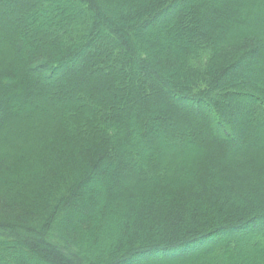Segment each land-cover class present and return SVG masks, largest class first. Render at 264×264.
I'll use <instances>...</instances> for the list:
<instances>
[{
    "label": "trees",
    "instance_id": "obj_1",
    "mask_svg": "<svg viewBox=\"0 0 264 264\" xmlns=\"http://www.w3.org/2000/svg\"><path fill=\"white\" fill-rule=\"evenodd\" d=\"M216 1L0 0V264H264V0Z\"/></svg>",
    "mask_w": 264,
    "mask_h": 264
},
{
    "label": "rangeland",
    "instance_id": "obj_2",
    "mask_svg": "<svg viewBox=\"0 0 264 264\" xmlns=\"http://www.w3.org/2000/svg\"><path fill=\"white\" fill-rule=\"evenodd\" d=\"M219 2H220V0L218 1H216V3L215 4H213L212 6H210V8H209V11H212L213 12V10H214V8H216L218 5H219ZM15 9H18V7H15V6H13ZM12 7V8H13ZM218 8V7H217ZM5 10H7V9H5V8H0V14H1V16L3 17V19H7L8 17H9V15H11L10 14V12L9 13H7V16L6 15H4V11ZM27 16V13L26 12H22V14H21V17L20 18H23V17H26ZM208 17H210V14H209V16ZM24 19H27V17L26 18H24ZM4 20V21H5ZM167 20H169V16L168 17H166V18H163L162 20H161V22H162V25L163 24H165L166 22H167ZM202 20H203V18H200L199 19V21L198 22H202ZM7 29H4V28H2V27H0V32H2L3 33V36L5 37V36H7V35H13V36H15V35H22L23 33H25V30H24V32L23 31H18L17 29L15 30L14 29V33L12 32L11 34H9V30L8 31H6ZM11 32V31H10ZM253 69H251V72H252V70H254L255 71V67H252ZM249 68L247 67V69H246V71L247 72H249L250 70H248ZM53 81H61V78H60V76L58 75V72L57 73H55V80H53ZM47 83H49V82H47ZM39 102H43V104H47V101L46 100H38V101H36V100H32L31 101V105H35V104H37V103H39ZM33 110V109H32ZM31 110V111H32ZM13 120V119H12ZM14 120H15V118H14ZM16 121V120H15ZM14 122V121H13ZM18 123H19V121H18ZM92 186H97V184H96V182H94V184L92 185ZM71 214V213H70ZM70 214H68L67 216L68 217H70ZM204 245H208V244H199V245H196V246H194L193 248H192V246H184L183 248H180V249H176V250H174V251H171V253H168V256L169 255H171V256H173L174 254L173 253H178L179 251L181 252L180 254H184L185 253V251H188L189 249H190V247L192 248V251H195V250H197L198 248H204V247H206V246H204ZM203 246V247H202ZM184 252V253H183ZM151 256H153V257H155V256H157L158 257V255L157 254H152ZM23 258V257H22ZM21 259V258H20ZM136 263V262H135Z\"/></svg>",
    "mask_w": 264,
    "mask_h": 264
}]
</instances>
